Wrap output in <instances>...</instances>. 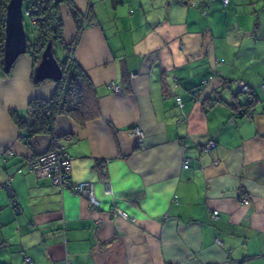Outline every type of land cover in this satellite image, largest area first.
I'll return each instance as SVG.
<instances>
[{
	"label": "crops",
	"instance_id": "crops-1",
	"mask_svg": "<svg viewBox=\"0 0 264 264\" xmlns=\"http://www.w3.org/2000/svg\"><path fill=\"white\" fill-rule=\"evenodd\" d=\"M72 1L91 14L74 58L99 114L60 115L54 136L25 142L9 110L23 114L53 83L32 85L26 55L0 69V264H264V0ZM238 80L255 94L250 116L237 114L250 97ZM54 142L96 207L29 169Z\"/></svg>",
	"mask_w": 264,
	"mask_h": 264
},
{
	"label": "trees",
	"instance_id": "trees-1",
	"mask_svg": "<svg viewBox=\"0 0 264 264\" xmlns=\"http://www.w3.org/2000/svg\"><path fill=\"white\" fill-rule=\"evenodd\" d=\"M9 0H0V67L2 68L3 40L6 6ZM66 6L75 26V34L70 41L63 38V21L60 7ZM24 29L26 33V53L31 60L30 79L32 85L39 87L46 81H38L33 77V69L41 58V54L49 41L53 44L54 55L61 68V77L53 82V89L46 98L34 97L27 104L23 114L9 110L14 125L18 128L21 138L27 142L40 134L54 136V123L58 116L68 115L79 125L96 118L99 114V104L92 82L74 58V52L79 42L82 28L89 24L91 14L82 12L72 0H27L23 3ZM28 18L26 21L25 18ZM59 46L64 56L59 59L55 47ZM9 73H2L7 77ZM241 93V92H240ZM247 102L236 108L237 114L246 115L253 107L255 94L250 90ZM197 92H194L196 96ZM176 100V99H175ZM134 135V134H133ZM135 136V135H134ZM136 138V136H135ZM55 138H53V141ZM53 143L51 148L53 147ZM50 148V149H51ZM37 156V155H35ZM32 156V157H35Z\"/></svg>",
	"mask_w": 264,
	"mask_h": 264
},
{
	"label": "built area",
	"instance_id": "built-area-1",
	"mask_svg": "<svg viewBox=\"0 0 264 264\" xmlns=\"http://www.w3.org/2000/svg\"><path fill=\"white\" fill-rule=\"evenodd\" d=\"M191 2L192 5H197L201 2V0H184ZM229 0H222V4L227 6ZM237 89L240 92H249V87L243 81H236ZM261 88H264V79L261 81ZM252 95L250 96V99ZM176 104L181 105L182 100L180 97H176ZM246 115L250 116V112ZM132 133L136 136V143L139 148H144V141L142 132L138 127L132 128ZM215 143L213 141H208L203 146V151L210 154L211 149L214 147ZM8 154H12L13 152L8 151ZM70 156L66 152L63 146H61L58 142H54V145L48 151L38 154L35 157H31L28 161L29 169L37 176L44 177L49 180L52 186L58 188H64L71 193L80 194L86 196L88 203L92 207H96L98 205V201L94 196L93 188L88 183H73L70 181ZM216 161H213V164H216ZM185 168L188 167L187 161L183 164ZM104 195L111 196L113 195V191L111 189L110 182L107 178H104ZM8 182L6 183V188H8ZM9 189V188H8ZM244 203H247L246 199H243ZM113 215L122 217L123 219H128L129 216L127 212L120 209L116 206L115 203L112 204L111 210ZM29 262V259L26 260ZM69 264V263H67Z\"/></svg>",
	"mask_w": 264,
	"mask_h": 264
},
{
	"label": "water",
	"instance_id": "water-1",
	"mask_svg": "<svg viewBox=\"0 0 264 264\" xmlns=\"http://www.w3.org/2000/svg\"><path fill=\"white\" fill-rule=\"evenodd\" d=\"M9 0L6 6L3 40L2 72L9 73L15 61L26 53V33L24 29L23 2ZM35 80L57 81L61 77V68L54 55L51 41L45 46L39 62L33 69ZM240 91L238 90V93Z\"/></svg>",
	"mask_w": 264,
	"mask_h": 264
},
{
	"label": "rangeland",
	"instance_id": "rangeland-1",
	"mask_svg": "<svg viewBox=\"0 0 264 264\" xmlns=\"http://www.w3.org/2000/svg\"><path fill=\"white\" fill-rule=\"evenodd\" d=\"M24 5H26V3H27V0H25L24 2ZM62 12H60V14H61ZM62 17H63V15H62ZM26 19V21H28V18L26 17L25 18ZM62 21L64 22V24H65V26L63 25V38H64V41L65 42H68L69 41V37L70 36H67V26H66V19H65V16L62 18ZM55 53H56V55H57V57L59 58V59H61L63 56H64V53H63V50L59 47V46H56L55 47ZM1 70H2V68H0Z\"/></svg>",
	"mask_w": 264,
	"mask_h": 264
}]
</instances>
